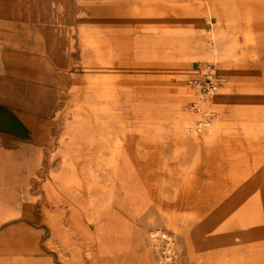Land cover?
Here are the masks:
<instances>
[{
  "label": "crops",
  "instance_id": "obj_1",
  "mask_svg": "<svg viewBox=\"0 0 264 264\" xmlns=\"http://www.w3.org/2000/svg\"><path fill=\"white\" fill-rule=\"evenodd\" d=\"M190 19L210 22L211 45L197 41L183 56L184 69L191 71L189 63L201 55L224 75L219 94L227 103L217 101L215 112L225 128L226 112L261 116L264 0H194L192 5L186 0H0V264L155 261L160 242L151 231L163 230L160 226L150 225V241H139L145 248L134 252L133 232L146 205L138 211L122 180L124 174L135 175L118 141L122 123L104 128L114 137L111 143L98 123L84 132L70 124L72 137L64 148L62 138L75 95L87 85L103 95L110 89L138 95L143 77L126 67L144 50L180 46L168 42L183 36L164 35L161 28ZM219 38L229 43L222 58ZM197 105L204 113L201 99ZM86 131L97 135L96 145L87 149ZM95 167L103 171L102 183L89 176ZM81 174L90 177L88 186ZM88 242L94 246L89 260L84 258Z\"/></svg>",
  "mask_w": 264,
  "mask_h": 264
},
{
  "label": "rangeland",
  "instance_id": "obj_2",
  "mask_svg": "<svg viewBox=\"0 0 264 264\" xmlns=\"http://www.w3.org/2000/svg\"><path fill=\"white\" fill-rule=\"evenodd\" d=\"M209 26L208 21L192 19L168 22L161 32L183 36L168 42L180 46H155L148 54L144 50L137 63L126 67L128 73L143 77L138 81L142 82L138 95L119 94L118 89L103 95L96 85H87L74 96L67 113L62 148L72 137L70 124H79L84 132L98 123L108 143L114 137L106 133V126L122 123L125 127L118 141L129 154L138 190L129 194L136 199L138 211L146 205L133 232L134 252L145 248L139 241H150V225L160 226L167 234L150 264H264V112L261 116L252 111L226 112V129L215 112L217 101L227 103L223 92L219 94L226 83L224 75L216 67L222 84L210 99L188 83L205 65L216 66L195 55L189 63L192 70L184 69L183 56L191 53L197 41L211 45ZM216 42L222 58L229 43L225 38ZM161 43L155 41V45ZM180 84L190 96L181 92ZM200 99L206 105L204 113L198 109ZM200 122L208 123L199 127ZM86 132L87 149L96 145L97 135ZM89 171L90 177L103 182L102 170ZM89 176L81 174L79 179L88 186ZM93 251V243L88 242L84 258H92Z\"/></svg>",
  "mask_w": 264,
  "mask_h": 264
},
{
  "label": "built area",
  "instance_id": "obj_3",
  "mask_svg": "<svg viewBox=\"0 0 264 264\" xmlns=\"http://www.w3.org/2000/svg\"><path fill=\"white\" fill-rule=\"evenodd\" d=\"M188 83L198 90L200 95L204 98L210 99L217 94L218 89L222 84V79L216 71V66L214 64H207L204 67V71L191 77L188 80ZM207 123L200 122L199 127L206 126Z\"/></svg>",
  "mask_w": 264,
  "mask_h": 264
},
{
  "label": "bare ground",
  "instance_id": "obj_4",
  "mask_svg": "<svg viewBox=\"0 0 264 264\" xmlns=\"http://www.w3.org/2000/svg\"><path fill=\"white\" fill-rule=\"evenodd\" d=\"M138 175V174H137ZM135 178L134 176V173L133 174H129L128 176H125V174L122 176V180L124 182L127 181V184L129 185V190H128V193H131L133 192L135 194V192H137L138 190H136V188L134 187L133 185V181H132V178ZM137 177V176H136ZM139 184V183H138ZM136 186V185H135ZM139 186V185H138ZM143 191V190H142ZM133 195V194H131ZM151 238L154 240V241H158V242H162V241H165L166 238H167V234L164 230L162 229H156L154 230L153 232H151Z\"/></svg>",
  "mask_w": 264,
  "mask_h": 264
}]
</instances>
